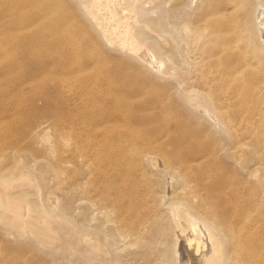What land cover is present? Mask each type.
Wrapping results in <instances>:
<instances>
[{
    "label": "rangeland",
    "instance_id": "1",
    "mask_svg": "<svg viewBox=\"0 0 264 264\" xmlns=\"http://www.w3.org/2000/svg\"><path fill=\"white\" fill-rule=\"evenodd\" d=\"M258 5L0 0V264H92L85 234L107 264H161L176 209L179 226L189 213L217 231L223 264H239L229 254L241 229L264 264V62L230 66L253 37L262 47ZM226 10L243 33L220 34L222 44L209 19ZM7 199L54 217L63 242Z\"/></svg>",
    "mask_w": 264,
    "mask_h": 264
},
{
    "label": "bare ground",
    "instance_id": "2",
    "mask_svg": "<svg viewBox=\"0 0 264 264\" xmlns=\"http://www.w3.org/2000/svg\"><path fill=\"white\" fill-rule=\"evenodd\" d=\"M226 1L231 2V0H226ZM258 1H259V5H258V10H257V17L260 18L264 14L263 13V11H264V0H258ZM160 5L162 7V4H160ZM211 12L212 11H210V13ZM227 12H228V10L223 11L222 14L216 13L215 15H212L213 16L212 19H209V23L211 24V29H213L211 33H214L216 31L215 35L220 36V39H222V40H220L221 43L223 41L222 44H226V43H224V39L221 37L220 34H224V33L228 34L229 32L237 30L238 31V38H239V35L243 33L241 27L234 26L235 21H233V19L227 20L225 18L226 17L225 15L228 14ZM141 13H142V18H143V20L142 19L141 20L144 22V28L140 29L138 35L140 36L139 38H143L144 40H148V38H149L148 34L145 33L144 30H148V31L151 30V32L155 31V30L150 28V24L152 23L153 18L150 19L149 15H143L144 13L146 14V12L143 9L140 10V15H141ZM150 17H152V16H150ZM152 25H153V23H152ZM257 32H258L259 40L260 39L262 40L261 49H259L257 41H256V39H254V37H253V40L249 41L250 43L248 41L245 42V45L242 46V49L245 52H247V48H249L248 51H250V52L248 53V55H241V56H237V57H234L233 59H231L232 61L230 62V66L235 65L238 67V69L234 73H241L248 66L257 67V65H258L257 61L259 63H260V61L264 62V55L262 54L264 52V22L259 23V26L257 27ZM125 37H126V35H125ZM126 39H127V37H126ZM216 40H218L217 37H216ZM241 40L245 41L243 39V37L241 38ZM123 41H124V39H123ZM247 43L249 44V46ZM125 45H128L131 48L132 47L135 48L138 46V44L135 43L134 38L133 39H127L125 42ZM138 48L140 49V47H138ZM224 48H226V47H224ZM227 49H229V48H227ZM142 56L145 58V61L147 60V62H148V60H149L150 63H152V64L155 61V60L153 61V59L156 58L155 53L153 52V50L151 48L146 49L145 53ZM224 60H225L226 64L229 63L226 60V57H224ZM158 63H159V66H158V69H159L163 66V63L162 62H158ZM221 63L223 64V62H220V65H221ZM154 65H155V63H154ZM154 65H152V66H154ZM226 73L227 72H225L224 74H226ZM80 122H82V121H80ZM67 137H69V136H67ZM151 153L154 155H158V153L155 151H153ZM156 157H157V159L155 160V162H153V164H155L156 166H165L164 158H161L160 156H156ZM166 164H167V162H166ZM200 178L202 179L201 180L202 182L207 183V179L205 176L200 177ZM201 186H202L201 187L202 189L205 188V184H202ZM185 187L192 189V187L189 186L187 184V182L184 185V188ZM191 189H190V193H193L194 195L199 194L198 193L200 190L199 188L194 187V190H191ZM7 206L8 207H6V208L9 211H11L12 213H14L16 216H22L24 218L26 215H30V217L32 219L31 220L32 224L41 226L43 235L48 242H55V243H60V242L62 243L63 242L59 232H60V230H64V228L62 225L57 223V220L54 217H52L46 213H42V212L35 213V211L28 210V208L25 209L26 206L22 208L18 203L14 202L13 200H10V199H7ZM180 213L181 212L178 209L172 210V215H173L172 218L173 219L171 218V221L172 220L174 221L175 227L173 225H171L170 228H172V226L174 228H172V230L171 229L170 230L173 231V233H174L173 235H171V237L172 236L174 237V240L171 243H169V245L166 247V249L161 253L162 258H163V256L168 255V258L166 257L165 261L161 262V264H167V263L168 264H223L224 244H223V241L220 238L219 234L217 233V231L213 230V228H211L208 224H206L205 221H202L201 220L202 218L197 219L193 216V214L191 215L189 213L187 214V217H186L187 225L185 227H181V226H179L180 225L179 219H180V217H183V216ZM144 220L145 219L141 220L139 225H136V226L132 225V228H131L132 230L129 229L128 233L129 234L134 233V231H136L137 227H139L145 223ZM127 224H129V222ZM171 224H173V222ZM143 229H145V228H143ZM174 230H175V232H174ZM65 231L67 232V234L72 235V237H74V238L78 237V235L76 234L77 232H76L75 228H72L70 225H68V229H66ZM139 231H137V232H139ZM241 231H242V229L240 231H237L238 233H236L234 239H232L233 240L232 245H234V246H233L232 252L229 255L233 256V260H235L234 261L235 263L255 264V262L257 261L256 257H258V256L256 255L255 251L252 250V248L250 249L248 247H245L246 241L249 237L245 238L246 233H243ZM126 233H127V231H126ZM93 236L91 234H85V236H84V239L86 237V242H87V239H88V241H90L89 242L90 244H87V246L89 245L88 250H92V252H93L91 255H87V257L90 260H92V264H107L108 259L106 258V255H108V254L106 253V248L103 244L97 243L98 241H95V240L92 241L94 238ZM83 241L84 240H82V242ZM260 249H262V248H260ZM156 263L157 262H155L153 264H156Z\"/></svg>",
    "mask_w": 264,
    "mask_h": 264
}]
</instances>
